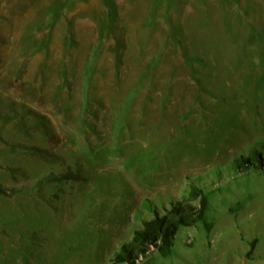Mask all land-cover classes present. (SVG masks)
<instances>
[{"label": "rangeland", "instance_id": "374dc122", "mask_svg": "<svg viewBox=\"0 0 264 264\" xmlns=\"http://www.w3.org/2000/svg\"><path fill=\"white\" fill-rule=\"evenodd\" d=\"M11 106L0 264H116L194 185L206 223L137 264H264V0H0Z\"/></svg>", "mask_w": 264, "mask_h": 264}, {"label": "trees", "instance_id": "16d2710c", "mask_svg": "<svg viewBox=\"0 0 264 264\" xmlns=\"http://www.w3.org/2000/svg\"><path fill=\"white\" fill-rule=\"evenodd\" d=\"M109 18L113 17V11L108 13ZM18 111L14 107L4 108L0 107V119L8 120L10 118H17ZM264 148V146H263ZM253 155L256 157L258 165L250 161L247 157L244 159L248 165L251 164L252 168L260 170L264 168V159L261 153L254 151ZM71 173H61L59 175H47L41 178L37 184L38 186L47 183L70 179ZM80 179L81 178H77ZM195 188L200 191L194 190L196 195H201L199 207L193 206L189 203L174 202L172 208L168 213H160L154 211V216L149 219H143V227L134 232L133 238L127 243H123L120 250L117 252L114 261L116 264H137L142 258H148L152 253V247L156 248V252L163 256L168 257L172 254L175 240L178 231L182 226H192L197 222L206 223V212L208 209V198L196 185ZM256 241V240H255ZM254 243L252 242V250H254ZM150 260L142 264H149Z\"/></svg>", "mask_w": 264, "mask_h": 264}]
</instances>
